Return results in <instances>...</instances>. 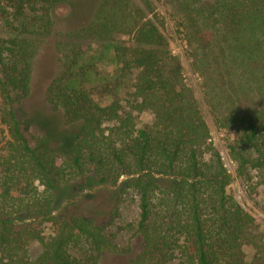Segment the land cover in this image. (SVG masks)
I'll return each instance as SVG.
<instances>
[{"label": "trees", "instance_id": "obj_1", "mask_svg": "<svg viewBox=\"0 0 264 264\" xmlns=\"http://www.w3.org/2000/svg\"><path fill=\"white\" fill-rule=\"evenodd\" d=\"M0 16L24 34L0 39V264H95L70 249L107 246L104 227L54 211L63 189L93 177L117 185L116 204L134 197L139 257L148 264H245L254 219L227 191L231 176L206 115L224 132L236 176L249 183L255 173L264 186V0H0ZM166 31L198 79L201 103ZM52 33L63 69L45 98L76 127L64 150L26 131L17 113L39 42ZM120 36L127 40L116 54L121 70L133 72V90L125 104H99L68 83L85 73L83 65L73 71L80 41ZM133 112L149 114V123L137 126ZM36 222L56 235L32 258Z\"/></svg>", "mask_w": 264, "mask_h": 264}, {"label": "rangeland", "instance_id": "obj_2", "mask_svg": "<svg viewBox=\"0 0 264 264\" xmlns=\"http://www.w3.org/2000/svg\"><path fill=\"white\" fill-rule=\"evenodd\" d=\"M60 7L63 8V6L58 8ZM156 7L162 16H166L168 7L164 4H157ZM66 8L60 12V17L65 15ZM61 27L64 26L61 25ZM166 35L170 39L173 52L180 55L186 83L195 90L201 103L198 79L189 71L180 43L171 31H166ZM23 37L18 21L11 16H0V39L20 40ZM59 38L58 33L41 38L39 50L32 62L30 92L20 102L17 113L23 118L26 131L46 135L50 145L64 150L70 145L76 127L74 124H66L61 114L53 111L45 98L50 82L63 69L61 58L54 47L55 41ZM126 40L125 36L115 37L109 41L81 40V54L76 63L77 67H74L73 71L78 72V66L83 65L86 68L85 73L77 77L75 72L76 77L68 80L69 85L86 90L99 104H107L115 98L123 100L125 104L124 101L133 90V72L121 70L116 53L119 44ZM133 115L137 126H144L151 119L145 112H133ZM206 116L210 126L211 140L221 154L231 176L227 191L254 219L251 230L252 242L243 247L245 264H264V186L256 183L255 176L253 177L255 173L252 174L249 183L243 182L236 176L235 166L226 153L224 132L216 127L208 115ZM1 128L2 125H0ZM73 186L71 194L66 193L64 189L59 194L55 202V213L61 217H66L70 213L92 216L104 227L109 242L100 250H95L81 242L70 249L72 255L84 262L93 261L95 264H148L139 257L142 241L136 230L138 213L134 197L129 195L116 204L117 185L108 184L95 177L78 181ZM19 222L27 223L28 221L21 219ZM32 224L37 236L29 242V254L35 258L44 250V243L55 237L56 230L47 222Z\"/></svg>", "mask_w": 264, "mask_h": 264}]
</instances>
